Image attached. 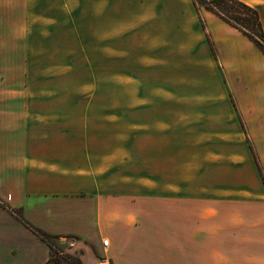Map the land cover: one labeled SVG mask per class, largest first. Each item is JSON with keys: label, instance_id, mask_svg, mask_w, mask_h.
Returning <instances> with one entry per match:
<instances>
[{"label": "crops", "instance_id": "1", "mask_svg": "<svg viewBox=\"0 0 264 264\" xmlns=\"http://www.w3.org/2000/svg\"><path fill=\"white\" fill-rule=\"evenodd\" d=\"M26 1V46L37 26L48 27L40 40L50 48L63 45L68 26L138 33L145 49L125 78L147 80L156 102L128 101L117 115L113 105L103 118H93L95 103L70 106L67 87L54 83L67 77V58L34 55L21 66L19 8L0 0V199L46 233L77 237L66 252L82 264H264L259 46L193 0ZM242 1L264 29V0ZM37 61L52 65L36 70ZM50 257L0 205V264Z\"/></svg>", "mask_w": 264, "mask_h": 264}, {"label": "rangeland", "instance_id": "2", "mask_svg": "<svg viewBox=\"0 0 264 264\" xmlns=\"http://www.w3.org/2000/svg\"><path fill=\"white\" fill-rule=\"evenodd\" d=\"M4 6L10 13L12 7H14L15 12H17V7L19 8V13L14 14V19L16 20V25H19L18 33L20 40L21 66L25 65L23 61L34 55L39 58L47 54L49 61L55 57H59V55L67 58V61L62 63V69L66 71L67 77L56 80L54 83L58 86L67 87L68 94L66 97L68 100L67 103H69L70 106L74 107L77 104L76 107H80L81 105L84 107L88 102L95 103V105H92L93 110L91 111L93 118H103L108 115L113 105L116 106L114 110L117 115L122 113L125 102L132 101L134 103L137 100L139 101L142 97L145 98L147 102H156L155 94L146 95L147 92L152 89L151 84L147 82V80H143V83L138 85L135 80L125 78V75L130 77V74L134 72L133 70L137 73L138 67L135 60L141 55L143 49H145V47L139 43L138 39H134L138 38V33L128 35L129 33L122 32L123 29L111 32L107 29L102 30V28L106 26H83L82 31L76 33L74 30V33L71 28L73 29L75 26H68L67 31H63L61 36L63 45L59 48H50L44 45V40L43 42L40 40L43 39L45 32H47V34L49 33L48 27L42 26L38 28L37 26V31L29 38L30 41L33 42V45L26 46L28 40L25 15L27 1L4 0ZM11 18L12 15H8L10 26ZM14 34H17V31H15ZM49 61L47 63H40L37 61L33 64L35 65L34 69L48 70L49 66L47 68H45V66L52 65ZM145 73H149L150 76L154 75V72ZM94 74H96L95 76L98 77V79H96ZM152 81L155 82L154 80ZM99 86L102 87L101 90ZM139 86H143V91L146 92L145 95H133L132 92ZM125 90L129 91L131 96H125ZM130 97L131 99L125 100V98ZM81 98H83V100H81ZM170 101V96H165L164 102ZM162 113L163 116L166 113L170 115L169 111H164ZM150 114L151 117H153L155 110L152 109L147 111L144 117H150ZM132 117H137V115H133ZM240 120L244 131L251 137L252 132L247 121L243 118ZM8 206L4 207L9 208ZM75 240L76 239L67 238L60 240L53 251L49 247L51 254L53 252L55 255L58 254L60 257H63L68 254L66 249L71 247ZM62 264L67 263L63 261Z\"/></svg>", "mask_w": 264, "mask_h": 264}, {"label": "trees", "instance_id": "3", "mask_svg": "<svg viewBox=\"0 0 264 264\" xmlns=\"http://www.w3.org/2000/svg\"><path fill=\"white\" fill-rule=\"evenodd\" d=\"M197 10L204 7L213 11L230 25L242 31L249 37L264 53V29L260 13L256 7H253L242 0H193ZM0 205L8 206L0 199ZM11 208L10 206H8ZM17 217L25 226L33 230L38 236L46 242L53 251L62 236L46 233L33 225H31L21 214V211L11 208ZM67 239H77L73 236H65ZM57 254V253H56ZM82 264L81 261L69 254L60 257L52 252L47 264Z\"/></svg>", "mask_w": 264, "mask_h": 264}, {"label": "built area", "instance_id": "4", "mask_svg": "<svg viewBox=\"0 0 264 264\" xmlns=\"http://www.w3.org/2000/svg\"><path fill=\"white\" fill-rule=\"evenodd\" d=\"M102 244L104 248H107L109 246V240H103ZM97 264H111V262L106 257H99Z\"/></svg>", "mask_w": 264, "mask_h": 264}]
</instances>
